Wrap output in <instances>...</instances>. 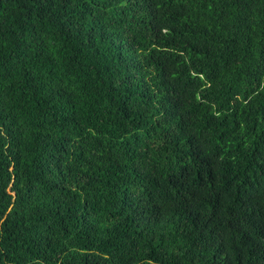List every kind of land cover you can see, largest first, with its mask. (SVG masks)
<instances>
[{
  "label": "trees",
  "instance_id": "1",
  "mask_svg": "<svg viewBox=\"0 0 264 264\" xmlns=\"http://www.w3.org/2000/svg\"><path fill=\"white\" fill-rule=\"evenodd\" d=\"M0 264H264V0H0Z\"/></svg>",
  "mask_w": 264,
  "mask_h": 264
}]
</instances>
